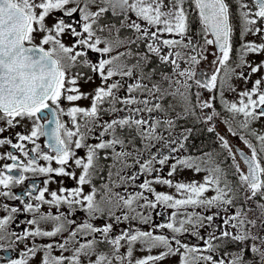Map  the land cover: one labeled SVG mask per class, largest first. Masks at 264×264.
Here are the masks:
<instances>
[{"label":"snow or ice","instance_id":"1","mask_svg":"<svg viewBox=\"0 0 264 264\" xmlns=\"http://www.w3.org/2000/svg\"><path fill=\"white\" fill-rule=\"evenodd\" d=\"M0 250L264 264V0H0Z\"/></svg>","mask_w":264,"mask_h":264},{"label":"flooded vegetation","instance_id":"2","mask_svg":"<svg viewBox=\"0 0 264 264\" xmlns=\"http://www.w3.org/2000/svg\"><path fill=\"white\" fill-rule=\"evenodd\" d=\"M86 103V102H84ZM201 142H204L205 144L207 143H210V140L206 137H199L197 140H196V144L199 145ZM233 143H239L238 141L236 140H233ZM242 146V145H241ZM27 183V182H26ZM52 188H55L56 185H52L51 186ZM16 191H20L19 188L16 189ZM11 256L13 258L16 257V253L14 252H8V251H4V250H0V257H3L4 259L3 260H0V264H6V259Z\"/></svg>","mask_w":264,"mask_h":264}]
</instances>
